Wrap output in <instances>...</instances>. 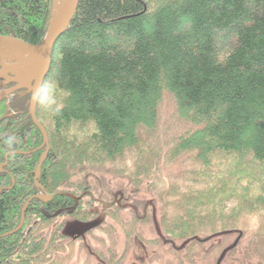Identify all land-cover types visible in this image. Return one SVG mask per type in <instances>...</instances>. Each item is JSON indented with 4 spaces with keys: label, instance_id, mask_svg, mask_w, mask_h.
<instances>
[{
    "label": "trees",
    "instance_id": "obj_1",
    "mask_svg": "<svg viewBox=\"0 0 264 264\" xmlns=\"http://www.w3.org/2000/svg\"><path fill=\"white\" fill-rule=\"evenodd\" d=\"M52 10L53 0H0V35L40 44ZM48 81L62 109L52 116L37 105L50 143L39 178L47 146L29 93L0 104V166L7 162L0 168V264H67L80 241L65 232L68 218L111 232L99 221L100 198L110 200L107 218L130 213L128 233L150 219L142 199L114 202L103 179L130 174L137 182L157 171L162 149L143 133L156 127L166 93L195 127L167 144L165 163L186 155L191 168L183 183L169 185L162 231L195 246L264 217V0H80L54 47ZM8 137L14 155L5 150ZM94 174L101 191L89 182ZM37 183L52 199L34 197L23 227L9 234L42 191Z\"/></svg>",
    "mask_w": 264,
    "mask_h": 264
},
{
    "label": "rangeland",
    "instance_id": "obj_2",
    "mask_svg": "<svg viewBox=\"0 0 264 264\" xmlns=\"http://www.w3.org/2000/svg\"><path fill=\"white\" fill-rule=\"evenodd\" d=\"M28 96H30V98L28 97V103H30L32 94L29 93ZM193 127L195 126L191 122L179 116L175 100L166 93L160 105L156 127L150 133H143V137L148 140L150 145L162 149L161 161L157 171L151 175L140 177L137 182L133 180L134 178L130 174H108L103 179L104 183L111 187L110 191L113 194H118V197L123 191L127 193V200H123L124 202L121 200L120 204L124 203L125 206L133 204V200H129L130 197L142 199L148 211L151 212L150 215L148 214L150 219L139 223L138 230H135L134 233H128L125 225L127 226L126 221L130 220V213L124 211L116 218H107L103 210L105 206L111 205L110 200L109 198L108 201L102 200L96 194L95 196L100 198L97 202V209L102 211L99 221L101 223L105 220L104 223L109 224L107 226L111 228V232H105V229L90 232L91 228L86 229L89 225L86 222L68 218L65 232L80 239V241L78 249L67 264H115L116 262L118 264H264V230L258 229L264 217L253 219L251 226L243 232L238 231L231 234L220 232L212 238L202 237L200 239L202 240L201 245L195 246L182 240L174 243L162 231L161 220L169 185L172 182L183 183V176L191 168V161L186 155L166 164L167 144L173 137L179 136ZM133 159L135 157L132 158L130 155L127 164L129 163L131 166L134 162ZM6 164L7 162L0 168L3 170ZM88 179L99 191L103 190L104 183L98 175H91ZM41 194H44L43 190L38 195ZM104 195L109 197L108 194L104 193ZM31 201L28 202L31 203ZM113 232L116 233L117 241L114 249L111 235ZM152 240H155L153 241L155 243H151Z\"/></svg>",
    "mask_w": 264,
    "mask_h": 264
},
{
    "label": "water",
    "instance_id": "obj_3",
    "mask_svg": "<svg viewBox=\"0 0 264 264\" xmlns=\"http://www.w3.org/2000/svg\"><path fill=\"white\" fill-rule=\"evenodd\" d=\"M79 3L80 0H64L60 6H56V0H54L48 32L40 44H31L10 35H0V104L16 91L26 90L32 94L44 83L52 63L54 47L73 21ZM11 83H14V85L8 87ZM30 114L33 122L43 133L44 145L47 146V150L42 155L37 168V178H39L42 165L49 153L50 144L48 132L37 116V104L32 99H30ZM37 184L42 188L44 194L36 197L49 201L52 196L45 192L42 185ZM29 203L26 204L23 210L21 224L9 234H14L23 227ZM91 227L90 225L87 229Z\"/></svg>",
    "mask_w": 264,
    "mask_h": 264
},
{
    "label": "clouds",
    "instance_id": "obj_4",
    "mask_svg": "<svg viewBox=\"0 0 264 264\" xmlns=\"http://www.w3.org/2000/svg\"><path fill=\"white\" fill-rule=\"evenodd\" d=\"M31 99L52 116L59 114L62 109V105L57 102L56 84L53 81L43 83L34 93H32ZM4 143L5 150L14 155L16 150L14 139L8 137Z\"/></svg>",
    "mask_w": 264,
    "mask_h": 264
},
{
    "label": "flooded vegetation",
    "instance_id": "obj_5",
    "mask_svg": "<svg viewBox=\"0 0 264 264\" xmlns=\"http://www.w3.org/2000/svg\"><path fill=\"white\" fill-rule=\"evenodd\" d=\"M14 85V83H11V84H9V86L8 87H11V86H13ZM52 199V198H51ZM114 202H117V203H121V199L118 197V194H115V196H114Z\"/></svg>",
    "mask_w": 264,
    "mask_h": 264
},
{
    "label": "bare ground",
    "instance_id": "obj_6",
    "mask_svg": "<svg viewBox=\"0 0 264 264\" xmlns=\"http://www.w3.org/2000/svg\"><path fill=\"white\" fill-rule=\"evenodd\" d=\"M64 0H56V6H60V4L63 3Z\"/></svg>",
    "mask_w": 264,
    "mask_h": 264
}]
</instances>
